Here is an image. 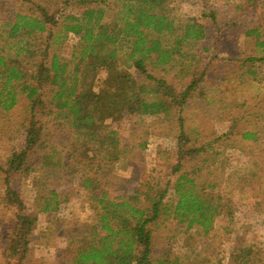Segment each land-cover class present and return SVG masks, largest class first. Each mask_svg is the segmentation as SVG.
I'll use <instances>...</instances> for the list:
<instances>
[{"label": "trees", "instance_id": "1", "mask_svg": "<svg viewBox=\"0 0 264 264\" xmlns=\"http://www.w3.org/2000/svg\"><path fill=\"white\" fill-rule=\"evenodd\" d=\"M73 1L61 3L68 7ZM77 2L84 7L81 13L62 8L53 12L44 6L38 7L40 14L18 12L7 21L8 30L0 33V111L10 110L25 95L30 113L24 125V148L11 156L5 169L1 168L5 198L17 207L16 233L8 257L11 264H16L17 258L24 260L38 214L58 212L69 199L64 192L48 189L44 180H38L34 211L25 212L11 180L15 173L30 175L34 171L31 158L36 155L41 167L79 172L82 187L93 202L91 222L84 224L76 245L72 242L70 247H74L66 251L69 264H180L179 258L168 252L153 256L152 225L173 216L187 223L186 230L196 225L208 234L216 216L223 213L221 195L210 190L217 184L199 187L194 172L185 171L172 186L171 180L164 185L144 181L131 194L110 195L102 178L108 180L116 171L115 165L125 160L126 147L109 119H123L126 114L168 116L173 109H181L209 71L207 64L200 68L206 61L204 52L212 46L207 45L209 30L195 17L179 15L170 6L171 0ZM60 19L63 28L55 32ZM242 31L255 45V54L242 61L246 73L255 78V63L264 61V22ZM38 34H45L43 45L38 43L43 40ZM69 35L78 41L72 58L49 50ZM15 46L14 54L6 51ZM147 63L175 68L179 74L192 73L191 79L177 91L164 77L152 74ZM131 68L146 81L136 78ZM99 71L106 72V77L101 79ZM50 122L64 135L66 154L62 159L55 160L58 145H46L43 139ZM180 122V156L174 173L181 170L186 155L195 157L204 149L186 147L188 137L181 117ZM260 132L246 131L243 137L256 139ZM252 254L251 246L237 248L236 264L255 260Z\"/></svg>", "mask_w": 264, "mask_h": 264}, {"label": "rangeland", "instance_id": "2", "mask_svg": "<svg viewBox=\"0 0 264 264\" xmlns=\"http://www.w3.org/2000/svg\"><path fill=\"white\" fill-rule=\"evenodd\" d=\"M61 1L0 0V33L8 30L7 21L18 12L40 14L38 7L44 6L53 12L62 8L81 13L84 8L78 0L68 7ZM170 6L181 16L195 17L209 30L207 45L212 46L204 52L206 61L200 67L207 64L209 71L187 103L168 116L126 114L123 119H109L110 126L119 132L126 153L125 160L117 163L119 167L115 165L116 171L111 172L108 180L102 178L107 182L104 187L110 195L131 194L144 181L164 185L171 180L172 186L182 172L193 171L199 187L217 184L210 190L221 195L223 213L216 216L214 228L208 234L196 225L186 230L187 223L173 216L160 219L152 225L153 256L168 252L169 256L179 258L180 264H236L237 248L251 246L255 260L248 264H264V61L255 63V78L246 73L242 64L243 58L255 54L253 39L245 37L242 30L264 22V0H171ZM61 20L55 25V32L63 28ZM37 36L43 37L38 42L43 45L45 34ZM69 36L49 50L72 58L78 41ZM6 49L12 55L16 46ZM147 64L152 74L164 77L177 91L184 89L191 79L192 73L179 74L175 68ZM130 71L140 81H146L135 68ZM99 77L105 78L106 72L99 71ZM180 117L188 137L186 147L204 149L195 157L186 155L181 160L183 167L174 173L180 156ZM29 118V100L25 95L10 110L0 111V264H11L9 245L17 223V207L5 198V175L1 168L5 169L11 156L24 148V125ZM246 131L261 132L254 139L244 138ZM43 139L47 140L46 145H58L55 160L65 157L64 135L55 130L52 122L47 124ZM31 162L34 171L30 175L15 173L11 180L25 212L34 211L38 180H44L48 189L64 192L69 199L58 212L38 214L36 227L29 236V251L24 260L17 258L16 264H69L66 251L74 247H70L72 242L76 245L84 224L91 222L93 202L82 187L79 172L69 174L62 167H41L36 155Z\"/></svg>", "mask_w": 264, "mask_h": 264}]
</instances>
